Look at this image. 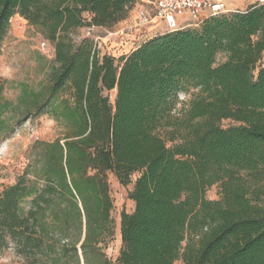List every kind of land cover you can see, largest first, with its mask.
Wrapping results in <instances>:
<instances>
[{
    "label": "trees",
    "instance_id": "trees-1",
    "mask_svg": "<svg viewBox=\"0 0 264 264\" xmlns=\"http://www.w3.org/2000/svg\"><path fill=\"white\" fill-rule=\"evenodd\" d=\"M136 1L0 0V48L17 14L55 45L49 92L30 94L26 116L63 128L0 192V250L30 264H113L108 174L126 186L138 172L116 264H264V4L154 34L119 58L77 41L78 28L111 29ZM215 184L221 196L208 199Z\"/></svg>",
    "mask_w": 264,
    "mask_h": 264
},
{
    "label": "rangeland",
    "instance_id": "rangeland-1",
    "mask_svg": "<svg viewBox=\"0 0 264 264\" xmlns=\"http://www.w3.org/2000/svg\"><path fill=\"white\" fill-rule=\"evenodd\" d=\"M231 7L246 8L248 0H229ZM185 21H192L187 14L183 18ZM189 25L186 27H196ZM161 29L166 27V23L160 25ZM165 29L154 33H161ZM153 35L152 31L149 36ZM86 37L82 35L76 37L77 41ZM139 36L131 39L118 40L119 46L116 50L110 48H99L101 54H111L119 58L131 50L130 46L140 45ZM135 40V41H134ZM47 42L49 48L42 51L40 45ZM123 44L127 46L125 49ZM226 60L225 54L217 56V63ZM55 65V45L50 42L44 34L35 27L28 26L24 21H13L5 36L0 48V104L8 102L9 105L3 108L0 114V192L7 186L14 184L20 176L24 174L30 161L32 146L37 141H53L62 136L63 128L48 114H36L32 111L26 116V111L30 101L33 99L31 93L45 96L50 88V73ZM256 70V74H257ZM28 91L26 101L20 102V97ZM197 92L196 89L181 91L178 94V104L176 114L187 107L188 102ZM110 100L114 103L117 90L106 91ZM34 110V109H32ZM224 127L238 125L230 119L222 121ZM14 128L13 132H10ZM139 173L132 176V183L122 185L113 173L108 174L113 209L111 212L115 222V233L103 247L104 254L109 260L116 264L122 247L121 237V214L123 211L132 213L135 203L129 198V192L133 189L134 182ZM220 186L215 184L207 191V198L218 200L221 196ZM178 264H185L181 260ZM0 264H30L24 257L17 254L13 246L0 250ZM82 264H85L82 260Z\"/></svg>",
    "mask_w": 264,
    "mask_h": 264
},
{
    "label": "built area",
    "instance_id": "built-area-1",
    "mask_svg": "<svg viewBox=\"0 0 264 264\" xmlns=\"http://www.w3.org/2000/svg\"><path fill=\"white\" fill-rule=\"evenodd\" d=\"M248 3L250 5L264 4V0H248ZM238 10H240L238 7L230 6L229 0H143V4L138 9L137 22L132 26L119 27L114 34L120 39H126L129 34H136V38L139 36L137 41L143 42L150 38V36L147 38L145 36L152 26L166 23V31H173L189 25H199L211 16ZM187 14L192 18V21L183 19ZM95 28L94 25L87 26L85 36L93 38L99 49L101 38L94 35ZM40 48L42 51H46L49 45L47 42H42Z\"/></svg>",
    "mask_w": 264,
    "mask_h": 264
},
{
    "label": "crops",
    "instance_id": "crops-1",
    "mask_svg": "<svg viewBox=\"0 0 264 264\" xmlns=\"http://www.w3.org/2000/svg\"><path fill=\"white\" fill-rule=\"evenodd\" d=\"M143 4V0H137L135 5L133 6V8L129 11V14L128 16L122 20L121 22H119L117 25H115L113 28L111 29H108V28H104V27H98L96 26L95 30H94V35L95 36H100L101 40L99 41V48H107L110 50L113 49V50H116V49H119V48H116L115 49V46L118 45L119 46V38L114 34L115 30H117L119 27H122L124 25H127V26H132L134 25L137 20H138V9L139 7ZM250 3H247L245 6H249ZM240 10H243L245 9V7L243 8H239ZM85 16L87 18L88 21L91 20V14L90 13H85ZM19 20H22L24 21L28 26H30L27 22V20H25L24 18H22L19 14L15 15L12 19H11V23H13V21H19ZM163 24V23H161ZM32 27V26H31ZM86 28L87 26H84V27H80L78 28L77 30V37H80L82 35H85V31H86ZM162 29H165L164 31H166L167 27H164ZM160 25L159 26H152L151 28L148 29V34L145 36V38L149 37L151 31H152V34H156L154 32H157L159 30H162ZM163 31V32H164ZM153 35H151L150 37H152ZM135 35L134 34H129L126 36L127 39H131V38H134ZM144 38V39H145ZM120 41V40H119ZM133 40L131 39L130 42H132ZM124 48L125 49L127 46H125L123 44ZM138 45H134L132 44V46H130L131 50L128 51L127 53H130L132 50H134Z\"/></svg>",
    "mask_w": 264,
    "mask_h": 264
}]
</instances>
